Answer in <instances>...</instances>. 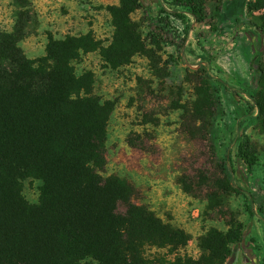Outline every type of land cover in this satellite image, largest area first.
Returning <instances> with one entry per match:
<instances>
[{"label":"trees","instance_id":"16d2710c","mask_svg":"<svg viewBox=\"0 0 264 264\" xmlns=\"http://www.w3.org/2000/svg\"><path fill=\"white\" fill-rule=\"evenodd\" d=\"M160 1L188 7L197 21L206 19L209 0ZM141 5V0H121L111 8L116 35L110 46L100 47L91 33L50 36L46 55L37 59L20 45L31 33L28 10L19 12L14 31L0 27V264H86L88 258L98 264H223L232 244L244 242L243 224L233 221L228 231L212 228L202 237L204 253L199 258L181 254L188 233L143 202L131 180L105 174L115 105L95 93L94 73L78 74L74 62L100 47L113 69L128 63L143 48L129 20ZM221 9L225 19L235 20L246 10L260 11L251 39L264 40V0H224ZM258 45L251 63L252 87L258 88L254 108L264 129V44ZM198 92L186 115L194 123L188 131L205 137L217 102L208 86ZM198 120L202 124L197 125ZM236 157L248 170L258 161L246 133ZM221 168L224 177L214 181L216 186L248 196L230 184L236 169L229 171L226 163ZM197 176L199 181L187 174L179 178L185 191L193 192L194 185L208 180L201 170ZM28 177L43 180L36 203L23 193ZM248 211L254 213L250 206ZM153 248H167L175 256L151 253Z\"/></svg>","mask_w":264,"mask_h":264},{"label":"rangeland","instance_id":"374dc122","mask_svg":"<svg viewBox=\"0 0 264 264\" xmlns=\"http://www.w3.org/2000/svg\"><path fill=\"white\" fill-rule=\"evenodd\" d=\"M223 1H207L206 19L197 21L186 6L142 0L129 20L143 48L116 69L108 65L100 47L115 40L111 8L121 0H0V27L14 31L19 12L28 10L31 33L20 45L32 59L46 55L50 36L91 33L101 46L83 53L74 65L78 74L92 71L95 93L115 105L105 174L131 180L143 202L188 233L179 253L199 258L204 253L202 237L212 228L226 232L231 222L239 221L245 240L232 244L223 264H264V129L254 108L258 88L252 87L251 67L255 48L264 40L254 37L250 44L246 36L254 31L261 12L246 10L240 20L225 19ZM32 42L35 49L29 55ZM207 86L217 102L208 120L213 124L206 125L205 137L192 136L188 128L193 130L194 123L186 115L199 98L198 88ZM244 133L258 157L252 170L236 157ZM221 163L229 171L236 169L230 184L248 196L216 186L214 181L224 177ZM199 170L208 180L194 185L193 192L185 191L179 178L187 174L199 181ZM42 185L38 177L24 180L29 202L39 201ZM156 251L167 253L168 259L175 256L167 248L150 252ZM85 263L98 264L93 258Z\"/></svg>","mask_w":264,"mask_h":264},{"label":"crops","instance_id":"0c3cea01","mask_svg":"<svg viewBox=\"0 0 264 264\" xmlns=\"http://www.w3.org/2000/svg\"><path fill=\"white\" fill-rule=\"evenodd\" d=\"M141 1H142V0H141ZM154 1H157V0H154ZM1 18L3 19V16H2V15H1ZM84 33H85V32H84ZM251 33H252V32H249V35L246 34L247 39L249 40L250 44H252ZM81 34H83V33H81ZM63 38H64V37H63ZM34 49H35V45H34V43L32 42L31 45H30V47H29V49H27L29 55L33 54L32 51H34Z\"/></svg>","mask_w":264,"mask_h":264}]
</instances>
